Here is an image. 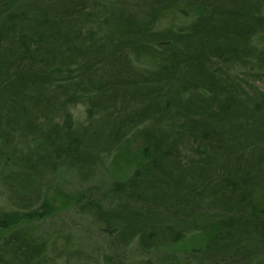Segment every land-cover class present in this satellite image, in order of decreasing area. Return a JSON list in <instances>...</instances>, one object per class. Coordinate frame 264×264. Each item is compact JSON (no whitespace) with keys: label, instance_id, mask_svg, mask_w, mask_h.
<instances>
[{"label":"trees","instance_id":"obj_1","mask_svg":"<svg viewBox=\"0 0 264 264\" xmlns=\"http://www.w3.org/2000/svg\"><path fill=\"white\" fill-rule=\"evenodd\" d=\"M181 9L196 12L179 30ZM261 33L264 0H0V180L13 206L0 212V264L47 255L48 176L71 166L89 182L133 142L143 161L130 175L74 200L111 244L135 240L152 264H264V92L249 83L264 79ZM77 103L87 126L74 128ZM15 125L37 135L21 148ZM124 207L140 223L123 222ZM201 217L226 228L171 250L206 232Z\"/></svg>","mask_w":264,"mask_h":264},{"label":"rangeland","instance_id":"obj_2","mask_svg":"<svg viewBox=\"0 0 264 264\" xmlns=\"http://www.w3.org/2000/svg\"><path fill=\"white\" fill-rule=\"evenodd\" d=\"M93 1L89 0V3H93ZM195 12L190 13L185 9H181L174 22L175 27L181 30L183 26L194 18ZM170 26L171 18L169 16H163L158 23L159 28ZM255 42L264 44V33L259 34L255 38ZM143 61L142 63L147 64L145 60ZM100 71L99 69V73L96 75L103 77V71ZM249 83L256 87V89L264 92V79H261V81L250 80ZM86 109L87 105L80 103L70 107L74 128L77 125L82 127L87 126ZM37 132H34V129L23 131L18 125H15L11 140L13 144L22 148L26 142H32V138L34 135H37ZM140 145V142H133L130 144V147L114 152L109 162L100 168L89 182L82 183L79 181L75 170L71 166L63 167L56 175L46 178L40 188H47L51 211L47 214L46 218L41 221L39 220L38 223L40 225L38 227H40L41 232L45 233L44 235L48 240L47 255L40 264H152L150 254L146 256V254L142 255L138 252L139 245L135 240H131V243L125 245V247L115 245V243L122 245L118 241L111 244L106 233L102 234L99 231L101 229L94 219L87 214L79 212L74 204L76 198H87L89 194L93 193V188L105 189L112 186L114 180H122L124 176L130 175L133 168L143 161L141 157L142 152H138V148L141 147ZM13 151V149L6 150V155L10 157L9 154ZM14 152L16 153L15 160H19L20 156L16 151ZM19 178L21 181L24 180L21 175H19ZM132 190L136 194L142 192L152 193V190L142 183L136 185ZM9 192L12 193L11 190L6 189L4 184H1L0 180V212L13 208L11 206L12 202L7 195ZM85 206L91 208V205L85 204ZM105 207L113 208L110 205ZM118 212L123 217V222L129 219L137 222L142 220L141 217L129 211L127 207L119 209ZM199 221L203 223V227L207 233L203 231L192 233L179 244L170 246L169 248L178 253V255H183L184 252L192 248L201 247L207 239L208 233L213 236V234L223 233L226 228L224 224L220 223L217 224L219 227L213 229L215 223H209L202 217ZM152 255L154 256V254ZM107 256L112 258L111 263H108Z\"/></svg>","mask_w":264,"mask_h":264}]
</instances>
